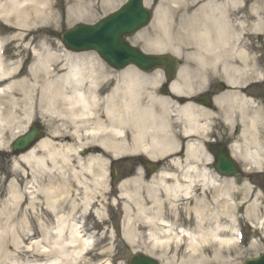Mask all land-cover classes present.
Returning a JSON list of instances; mask_svg holds the SVG:
<instances>
[{
	"label": "bare ground",
	"instance_id": "1",
	"mask_svg": "<svg viewBox=\"0 0 264 264\" xmlns=\"http://www.w3.org/2000/svg\"><path fill=\"white\" fill-rule=\"evenodd\" d=\"M85 1L76 0L70 6L74 20L84 19L83 12L88 7ZM102 1L112 4L111 0ZM151 1L154 0L145 3ZM201 1L204 0H158L152 21L157 31L144 49L177 55L180 45L171 41L181 38L183 33L175 27L188 28L184 15L200 12ZM55 6L52 0H0V26L5 30L0 35V152H4L7 139L38 117L46 123L51 136L60 134L63 146L66 135L76 140L85 136L87 140L80 148L88 146L90 154L85 161L71 160L70 154H75L73 147L66 145L60 149L45 138L12 157L14 171H19V163L28 165L30 172L22 171L23 177L30 174L37 184L36 168L52 173L48 175V188L32 182V186L26 187L31 191L22 192L18 184H13L8 198L0 203V264H89L84 256L91 251L92 236L84 232L80 221L62 214L64 204L56 199L61 185L57 175L64 178L65 167L82 191L79 201L85 214H90L94 205L91 189L104 187L106 169L102 171L100 165L103 168L107 163L106 154L118 157L130 152L159 160L161 166L147 181L140 168L134 167V198L123 191L126 181L119 184L120 197L134 204L133 212L122 203L126 213L121 230L124 241L155 256L161 264H237L233 250L236 214L244 208L246 218L254 220L260 230L259 242L264 241L263 196L249 186V181L243 188L235 186L232 179L219 183L218 176L207 168L212 163L211 155L200 150L210 142V137L227 135L232 155L244 163V171L261 168L264 154L256 135L260 106L237 91L217 98L213 111L170 106V99L156 95L143 101L142 87L149 81L155 83L153 76L141 75L135 69L107 74L105 67H96L87 53L70 52L54 44L46 27L57 17ZM12 42L16 43L15 57L9 61L5 47ZM206 47L213 48L210 44ZM26 53L32 61L24 67ZM155 76L161 81L159 73ZM101 79H109L110 83H100ZM226 81L233 88L239 83L236 77ZM171 89L175 93L192 90L181 74L171 83ZM239 114L244 119L243 129L235 134L230 130ZM128 132L130 142L125 137ZM199 158L206 161L202 169L196 167ZM46 162L51 163V168ZM1 168L5 171L4 165ZM83 176L88 177L89 184ZM67 192L74 195L70 188ZM39 195L45 198L42 202L36 200ZM160 197L169 203L185 198L193 201L192 225L177 226L165 220ZM28 198L33 213L25 210L26 215L12 226ZM70 206L75 210V201ZM93 213L102 223L105 221L97 210ZM44 218L53 221L50 230L44 225ZM34 219L38 220L36 226L32 224ZM35 231L38 237L34 236ZM255 243L252 246L258 244Z\"/></svg>",
	"mask_w": 264,
	"mask_h": 264
},
{
	"label": "rangeland",
	"instance_id": "2",
	"mask_svg": "<svg viewBox=\"0 0 264 264\" xmlns=\"http://www.w3.org/2000/svg\"><path fill=\"white\" fill-rule=\"evenodd\" d=\"M56 6L55 11L57 13L56 19L46 27L47 33L51 35L52 39L54 40L55 45H61V48L63 47L61 41H60V33L63 29L73 26L76 23H93L96 20H98L103 15L109 13L110 11L116 9L121 3H123L125 0H111V5H108L106 2H103L102 0H87L85 1V4L88 6L87 9H85V12H83V15L85 16L84 19L80 20H74V12H71L70 6L73 5L74 1L76 0H52ZM82 1V0H81ZM158 0L151 1L150 4L147 6L155 11V7L157 5ZM91 4L92 6H89ZM176 30L179 29V26L175 27ZM156 29H153L152 22L146 26L141 33H144L145 36L151 37L155 36ZM5 30L0 26V35L4 34ZM130 41L133 44H136L138 46H142L143 43H145L143 40L140 39V36L130 38ZM172 44L179 45V40L177 37H175L172 41ZM16 43H10L6 46V55L9 57V61L14 60V45ZM19 44V42L17 43ZM186 51L189 53L191 47L185 46ZM179 50V49H178ZM87 53L90 57V60L94 63L96 67L99 66V69L101 67H105V71L107 74H119L122 70L127 69H135L136 67L130 66L122 70H115L112 69L109 65H107L96 52H84ZM164 53H170L168 51H165ZM180 54V53H179ZM26 57H28V60L24 63V67H27L31 61L32 57L29 53L25 54ZM178 56V55H176ZM180 56V55H179ZM178 56V57H179ZM25 58V57H24ZM101 70V69H100ZM113 71V72H111ZM155 73H162L160 70L154 71L152 75H154L155 83H151L144 86V91L146 93V97H144L142 100L145 101V99L149 96V93L156 92L157 93V82L159 81L158 76H155ZM109 82V79L106 80H100V83H107ZM108 84V83H107ZM253 96V95H252ZM254 101L257 100L253 96ZM32 122H38L41 124L43 132H44V139H48L53 144L58 146V148L66 147V145H69L74 148L75 154H69L71 155V160L81 158L83 161H85L90 154V152H87L86 154H83L85 150H88V146H84L80 148V144H83L86 142L87 139L84 137H81L80 140L72 139L69 135H66L65 138V146H63V143L60 142V134L56 136H51L48 133V128L46 123H44L40 118L36 117L32 119L26 127L23 129V131H20L18 133H15L13 136H11L9 139L6 140V146L4 152H0V168L1 165H4L5 171L0 170V188L3 191V194L0 196V203L7 199L8 196L11 193V188L13 184H18L20 187V190L23 192L25 190L31 191V189L26 188L29 186H32L31 183L34 181V178L32 175H28L26 177H23V172H30V168L28 165H24L23 163H19V171H14L12 167V157L11 156V150H10V144L11 142L19 136L22 132L28 130L30 127V124ZM63 129V128H62ZM234 129V128H233ZM261 139L264 141V138H262V132L260 133ZM126 141H131L130 132L126 134ZM227 140L222 138L221 140ZM81 150H80V149ZM89 151V150H88ZM72 153V152H71ZM144 158V157H143ZM107 164L100 165V168L102 171L105 172L106 169V175L103 177L104 180V187L100 188H92L95 187L93 185H90L91 189V200L94 201V205L91 208L90 214H85L83 207L80 204V197L82 196V191L80 188L76 187V184L73 182L72 178L68 176V171L65 170V167L62 168L64 171V178L63 176L57 175V179L60 178L61 185L60 189L58 190L57 198L62 204H64L62 211V214L66 215L68 219L72 218L74 220L81 221V224L83 225L84 231L92 236L93 244L91 251L88 252L84 256V260L90 262L89 264H96L99 261H104L103 264H128V256L132 253H144L143 251L139 249H135L134 247L127 244L121 235V230L123 227V222L126 217V213L122 209V203H126L130 206V209L132 208V211L134 212V204L133 202L127 201L126 198H122L121 196V190L119 188V184L121 182H125V186L123 188V191L126 193H129L134 198V167L137 165L136 159L134 158V152L130 153H124L120 156L119 163L117 164V176L115 179H110L108 175V161L109 159L112 160V157L109 155V153L106 154ZM147 159V158H145ZM48 168H51V163L46 162L45 163ZM241 164V163H240ZM60 165V163L58 164ZM242 165V164H241ZM264 167V164H263ZM39 178V183L33 182L35 185H38L42 188H48V175L51 172V170H43L42 168H36ZM68 169V166L66 167ZM142 170V168L140 167ZM211 173L215 172L210 166V169H208ZM84 180L88 182L87 176H83ZM250 178L251 180H248ZM224 179H229L226 177H218V182L224 181ZM232 180L235 181V186L238 188H243L244 183L249 181V186L254 188L256 193L263 196V203H264V171H255V169H250L242 176H236L231 177ZM145 181L147 179L145 178ZM219 182V183H220ZM34 186V185H33ZM70 188L72 192L71 196L68 195L67 189ZM105 188V190H104ZM59 191H63V193H60ZM191 196H193V193H191ZM43 195H39L36 200L37 202H42L44 200ZM161 201L164 203L163 205V216L165 220L174 222L179 226L180 224H183L184 227H189L192 225V217H193V207L194 203L193 201H188V199H181V200H173L169 201L166 200L164 197H160ZM72 201H75L76 203V209L73 210L70 206ZM236 201L239 200L236 198ZM28 202L29 198L24 201L23 205L21 206V212L18 216L17 220L11 223L12 226H16L22 219L23 216L26 215V211H28ZM94 210H97L100 213V216L105 219V221L102 223L100 220L97 219L95 214L93 213ZM31 213H33L32 210L29 209ZM236 217L238 221L236 222V227L241 229V232L243 234V240L241 244H234V258H236L235 262L237 264H243L244 260L249 257H255L259 255L260 253L264 252V241L261 240L259 242V239L261 238L260 230L257 231L254 228V220H248L246 218V214L244 211V208L240 209L239 212H237ZM36 221V219H34ZM33 221L32 224L36 226V223ZM44 222V225H46L50 230L51 227H53L54 223L50 219L44 218L42 220ZM105 231H108V233L105 234ZM38 235V232L35 231ZM257 241V242H256ZM256 242V243H255ZM259 242V243H258ZM252 243H255L257 245L252 246ZM137 248V247H136ZM146 254V253H144ZM149 255V254H147ZM151 257L155 258V256L150 255Z\"/></svg>",
	"mask_w": 264,
	"mask_h": 264
},
{
	"label": "flooded vegetation",
	"instance_id": "3",
	"mask_svg": "<svg viewBox=\"0 0 264 264\" xmlns=\"http://www.w3.org/2000/svg\"><path fill=\"white\" fill-rule=\"evenodd\" d=\"M199 5H203L200 12L186 16L189 27L181 29L180 39L181 43H190L189 53H180L179 68L194 93L188 95L184 90L178 98L166 88L167 98L192 111H213L217 98L232 91L226 79L236 77L238 92L257 98V120L264 132V0H204ZM206 44L213 48H205ZM180 83L187 88L183 80ZM243 120L237 115L230 131L240 133ZM224 137L227 140L218 141ZM210 141L224 143L232 153L227 135H216ZM211 144H207L209 151Z\"/></svg>",
	"mask_w": 264,
	"mask_h": 264
},
{
	"label": "water",
	"instance_id": "4",
	"mask_svg": "<svg viewBox=\"0 0 264 264\" xmlns=\"http://www.w3.org/2000/svg\"><path fill=\"white\" fill-rule=\"evenodd\" d=\"M148 19L149 12L143 8L142 0H128L119 10L102 18L94 25H75L61 35V40L67 48L72 50L95 49L101 57L115 67L122 68L133 64L145 71L163 67L168 78H171L177 67V61L172 56L143 54L125 40L126 35L144 26ZM40 137L41 132L34 124L26 134L13 142L14 153L27 150ZM147 166L150 171L156 167L153 163ZM217 167L223 174H238L236 166L226 153L218 155ZM111 173L113 176V169ZM128 262L129 264H159L156 260L139 253L131 254ZM244 264H264V254L256 259H248Z\"/></svg>",
	"mask_w": 264,
	"mask_h": 264
}]
</instances>
